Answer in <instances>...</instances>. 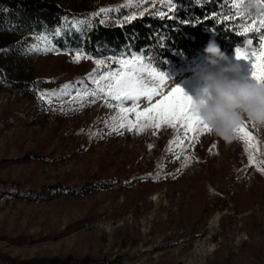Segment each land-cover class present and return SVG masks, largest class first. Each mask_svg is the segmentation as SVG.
Returning <instances> with one entry per match:
<instances>
[{
	"label": "rangeland",
	"instance_id": "374dc122",
	"mask_svg": "<svg viewBox=\"0 0 264 264\" xmlns=\"http://www.w3.org/2000/svg\"><path fill=\"white\" fill-rule=\"evenodd\" d=\"M172 1L190 6L189 0ZM222 3V20L231 21L245 6V0ZM141 12L139 7L120 20ZM255 34L251 48L258 47L260 33ZM42 50L23 56L6 52L4 62L0 56L1 68H12L0 78V264H264V182L256 173L257 163L264 162L251 145L239 139L225 143L211 131L186 133L179 125L113 131L120 123L112 119L118 101L104 94L74 97L96 89L89 79L97 69L94 61L106 64L95 72L98 78L119 69L113 61L131 56L76 62L78 53L89 56L82 50L61 52L49 38ZM227 55L243 78L251 77L248 61L237 60L235 51ZM205 59L164 73L160 94L151 101L141 96L137 111L177 85L194 95L200 81L191 67ZM79 76L81 84L66 81ZM64 85L71 86L61 92ZM52 92L58 95L51 103L40 98ZM132 104L123 101L125 108ZM128 119L135 123V113ZM244 124L252 142H264V126ZM104 179H111L109 187L91 189ZM1 181L19 182L21 193L6 191Z\"/></svg>",
	"mask_w": 264,
	"mask_h": 264
},
{
	"label": "trees",
	"instance_id": "16d2710c",
	"mask_svg": "<svg viewBox=\"0 0 264 264\" xmlns=\"http://www.w3.org/2000/svg\"><path fill=\"white\" fill-rule=\"evenodd\" d=\"M222 1L192 0L190 6L181 5L170 11L168 2L162 0H127L106 5L92 0H0V56L6 52L20 56L42 54L43 39L49 38L61 52L82 50L91 58L142 55L160 72L179 71L205 56L203 50L209 40H215L226 54L237 47H246L248 39L257 42L254 32L241 35L229 21L219 20L224 7ZM139 7L143 15L135 14L136 19L130 22L120 20ZM100 9L110 11L100 12ZM157 11H164L165 17L156 15ZM184 20L192 23L182 24ZM10 69L3 70L0 66V78L6 79ZM69 80L83 83L81 76L66 81ZM249 149L264 162V142H252ZM256 167L258 177L264 182V172L259 170L264 166L257 163ZM106 181L111 179L100 180L91 189L109 187ZM1 182L6 191L21 193L23 186L19 182ZM261 189L260 196H264Z\"/></svg>",
	"mask_w": 264,
	"mask_h": 264
},
{
	"label": "snow or ice",
	"instance_id": "6c2138e0",
	"mask_svg": "<svg viewBox=\"0 0 264 264\" xmlns=\"http://www.w3.org/2000/svg\"><path fill=\"white\" fill-rule=\"evenodd\" d=\"M199 2V0H196ZM233 7L239 10L240 5H233ZM167 8L171 10L176 9V4L169 0ZM110 9H100V12H107ZM95 13L94 15H98ZM161 18L165 17L166 13L164 11H157L155 13ZM143 15V13H141ZM237 15H243V13L237 11ZM170 19L172 17H169ZM128 22L136 19L135 16H130L126 18ZM225 20L229 17L225 16ZM182 24L192 23L191 21H181ZM259 32L258 37V47L251 48L252 39L247 40V45L250 50H242V48L237 47L235 49V58L237 60L248 61L251 65V78L264 83V18L260 19L259 27H256V23L253 22L251 27H244L241 35H246L248 32ZM46 39V38H45ZM34 50H39L38 48ZM82 58H90L77 54L75 56V61L79 62ZM97 65V69L89 76L92 82L96 85V89L91 92H84L81 94L79 91L74 99L83 100L85 97L91 95L93 97L99 98L100 94H104L111 100L118 101L119 103L115 105L118 109V116L113 117V121L119 119V124H113V131L119 132L120 129L127 128L129 131L136 130L138 133L143 131L145 127L151 126L159 128L161 124H166L171 128H176L179 125L185 130V132L202 133L205 131L210 132L206 124L200 121L191 111L192 98L187 95L184 89L180 86H175L171 89L169 94L162 100L145 108L143 111H137L138 105L136 101L139 100L141 96L147 97L151 101L152 97L160 94V85L165 80V74L163 72H157L155 68H152L150 64L144 62V57L142 55H132L131 58H120L114 63L118 64L120 67L116 71H107L100 75L98 78H93L95 72L100 68V66H106L104 60L94 61ZM148 79H145L144 76ZM106 83H102L105 82ZM71 85H64L61 92H65ZM57 92L52 93H41L40 98L45 99L47 97L48 103H51V97L57 96ZM131 100L133 101L132 107L125 108L123 106V101ZM92 103L95 100L91 101ZM108 107H113L108 100H105ZM128 113H135L136 122L133 123L132 120L128 119ZM146 121L147 124L141 123ZM247 125L242 124L237 130V139L243 141L245 145L250 146L253 140L252 134L246 130ZM248 151V147L245 149ZM187 161V158H186ZM249 162H253V157L249 152ZM264 172V169H259Z\"/></svg>",
	"mask_w": 264,
	"mask_h": 264
},
{
	"label": "clouds",
	"instance_id": "9594fccd",
	"mask_svg": "<svg viewBox=\"0 0 264 264\" xmlns=\"http://www.w3.org/2000/svg\"><path fill=\"white\" fill-rule=\"evenodd\" d=\"M249 0L247 7H255ZM204 64L191 67L199 81L191 111L225 143L237 139L236 130L245 122L264 126V83L243 78L238 63L221 50L215 40L204 48Z\"/></svg>",
	"mask_w": 264,
	"mask_h": 264
},
{
	"label": "built area",
	"instance_id": "2783aa9c",
	"mask_svg": "<svg viewBox=\"0 0 264 264\" xmlns=\"http://www.w3.org/2000/svg\"><path fill=\"white\" fill-rule=\"evenodd\" d=\"M192 0H189V3H191ZM255 2V7H247L249 0H245V6L242 8L243 10L240 11L243 13V15H235L233 18H231L234 23H235V29L237 30V33H241L244 29V27H251L253 22L256 23V27L259 25L260 19L264 18V0H254ZM243 18V21L239 22L241 17ZM220 18V17H219ZM222 17L220 18V21H222ZM230 23V18L228 20ZM231 26L233 27V24L231 23ZM234 28V27H233ZM252 33L251 31L248 32L247 34ZM246 34V35H247ZM255 126L253 127V129ZM253 131V130H252Z\"/></svg>",
	"mask_w": 264,
	"mask_h": 264
},
{
	"label": "bare ground",
	"instance_id": "6f19581e",
	"mask_svg": "<svg viewBox=\"0 0 264 264\" xmlns=\"http://www.w3.org/2000/svg\"><path fill=\"white\" fill-rule=\"evenodd\" d=\"M217 218H218V216H216L213 220H214V223L217 221ZM213 223V222H212Z\"/></svg>",
	"mask_w": 264,
	"mask_h": 264
}]
</instances>
